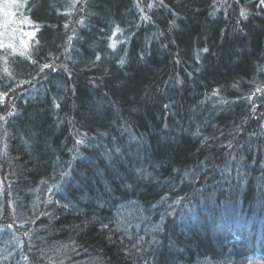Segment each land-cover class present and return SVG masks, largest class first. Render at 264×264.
Instances as JSON below:
<instances>
[{
  "label": "trees",
  "instance_id": "obj_1",
  "mask_svg": "<svg viewBox=\"0 0 264 264\" xmlns=\"http://www.w3.org/2000/svg\"><path fill=\"white\" fill-rule=\"evenodd\" d=\"M14 6L0 264H264L260 0Z\"/></svg>",
  "mask_w": 264,
  "mask_h": 264
},
{
  "label": "rangeland",
  "instance_id": "obj_2",
  "mask_svg": "<svg viewBox=\"0 0 264 264\" xmlns=\"http://www.w3.org/2000/svg\"><path fill=\"white\" fill-rule=\"evenodd\" d=\"M78 2H82V0H78ZM15 3L16 0H0V49L5 46L14 47L16 37L25 46L28 43L27 38L34 34L33 30L26 31L29 21H22L18 17L19 11L14 6ZM73 4L74 0H69L70 7Z\"/></svg>",
  "mask_w": 264,
  "mask_h": 264
},
{
  "label": "snow or ice",
  "instance_id": "obj_3",
  "mask_svg": "<svg viewBox=\"0 0 264 264\" xmlns=\"http://www.w3.org/2000/svg\"><path fill=\"white\" fill-rule=\"evenodd\" d=\"M137 6L139 7V5H137ZM260 6H264V0H260ZM149 7H151V5H149ZM221 7H223V5H221ZM212 15H215V11L212 13ZM240 16H241L242 18H247V16H248V11H247V9L242 8L241 11H240ZM145 19H147V17H145ZM13 22H14V21H13ZM173 24H175L174 21H173ZM120 32H122V30L120 29L119 26H116V28H115V32L113 33V35H115L116 33H120ZM71 39H72V37H69V41H71ZM117 43H118V42H117L116 40H113L112 43H111L109 46L112 47V48H115ZM204 51H207V49H204ZM22 54H23V53H22ZM97 59L99 60L100 57L97 56ZM119 63H120L121 66H123L124 63H125L124 59L121 58L120 61H119ZM48 67H51V65L45 64V65L43 66V68H48ZM43 68H41V71H43ZM257 91H261V89H257ZM218 93H219V90H214L213 95H214V96H215V95H218ZM6 95H7L6 93H0V101H2V100L4 99V96H6ZM57 106H58V105H57ZM9 115H12V113H9ZM0 119H2V117H0ZM76 143H77V144H83V143H85V139H83V138H82V139H79V140L76 141ZM65 207H67V205H65ZM103 227L106 228L107 225H104Z\"/></svg>",
  "mask_w": 264,
  "mask_h": 264
}]
</instances>
